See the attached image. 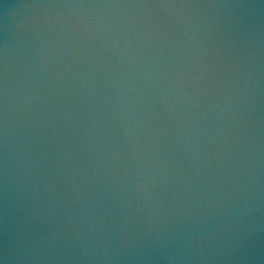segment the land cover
<instances>
[{"label": "water", "instance_id": "1", "mask_svg": "<svg viewBox=\"0 0 264 264\" xmlns=\"http://www.w3.org/2000/svg\"><path fill=\"white\" fill-rule=\"evenodd\" d=\"M0 264H264V0H0Z\"/></svg>", "mask_w": 264, "mask_h": 264}]
</instances>
